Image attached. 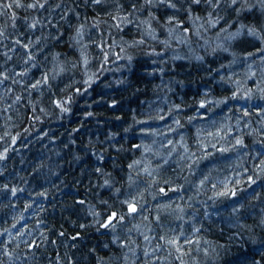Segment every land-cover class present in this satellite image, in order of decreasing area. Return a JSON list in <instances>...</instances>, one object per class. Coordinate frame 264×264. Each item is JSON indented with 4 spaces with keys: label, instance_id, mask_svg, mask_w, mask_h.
Segmentation results:
<instances>
[{
    "label": "snow or ice",
    "instance_id": "1",
    "mask_svg": "<svg viewBox=\"0 0 264 264\" xmlns=\"http://www.w3.org/2000/svg\"><path fill=\"white\" fill-rule=\"evenodd\" d=\"M86 9H91L92 14L84 11ZM93 33L96 34V39H93ZM129 33L134 34L126 39ZM209 33L214 35V40L209 38ZM193 37L203 41L200 45L203 55L192 47ZM245 42L252 50L245 49L238 54L234 47ZM62 44L66 46V50L56 51ZM185 44L189 46L192 56L180 57L174 53L171 59L191 58L204 62L206 55L216 56L223 52L229 53L232 59L227 66L221 64V69H231L237 63L245 66L242 77L236 78L235 72L219 76L221 85H231V88H225L230 95L221 94L219 99L210 101L206 93L204 98L197 101L198 107L193 108L196 115L187 116V121L192 123L197 116H206L209 104L224 105L229 112H232L230 102L239 104L244 101L247 106L240 105L243 115L236 118L235 126L221 122L219 127H215V131L197 127L195 149L181 131L184 128L179 118L181 104H173L167 109L172 122L166 124V130L163 131L152 126V122L156 120L165 121L163 108L156 109L155 116L145 113L143 119L134 117L135 124L141 125L139 131L145 137L159 136L163 139L152 140L151 143L144 138L139 143L130 142V150H135L139 155L131 158L126 166L117 167L126 150L116 139L119 133L111 132L106 140L108 149L116 153L113 171L104 167V150H95L93 143L89 141L85 152L96 156L94 174L102 178V183H98L97 187L114 192L115 199L124 197L120 200L119 208L115 207L111 197L107 200L101 197L99 205L84 198L77 201L83 206L84 212L90 214L91 223L97 226V231L103 229L111 233L112 241L119 248L118 254L114 253L107 259L99 257L98 264H136L140 258L137 255L140 245L132 238L133 231L142 235L145 241L142 252L144 264H163L164 259L172 257L173 251L176 253L175 259L180 264H185L184 257L193 249H186L184 245L193 244L197 245L195 251H202L204 257L215 260L216 264H221L222 256L227 255L231 246H238L241 254L228 264H264V209L252 225L243 223L246 204L237 198L240 189L235 186L240 181L234 182L228 177L217 179L213 175L218 171L215 154L219 152L223 155L233 151L237 154V161L243 156H249L255 170L264 173V104H249L257 99L264 101V0H0V105L11 111L14 106L27 100L25 107L31 106L32 121H40L42 115L50 114V110L42 106L45 89L50 94L53 110H59V118H63L64 114L73 112V104L78 96L86 95L93 89V85L100 79L99 73L105 71V65L114 62L113 56L116 60H124L125 66L131 71L138 54L162 59L174 45ZM90 45H95L100 50L95 69L90 67ZM152 63L156 64L157 60L152 59ZM77 69L82 70L79 80L67 76ZM159 71L163 74L164 69L160 68ZM152 75H155V70ZM65 79L68 82L64 83L62 89L59 88V84ZM116 83L123 84L125 81L121 79ZM33 93H38V98H34ZM108 104L109 107L116 108L118 101L111 99ZM253 112L259 127H254L251 119H244L251 117ZM84 115L92 117L94 113L85 111ZM227 119L230 120L231 117ZM212 123L215 125L216 121ZM245 125L247 132L244 131ZM28 130L24 129L25 132ZM124 131L130 132L131 128H125ZM169 133L173 135L170 137ZM5 135H10L11 140L0 149V178L5 181L0 183V197L7 200L6 206L14 210L22 200L24 207L18 216H12L11 227L0 228V237L5 238L0 239V264H17L18 254L15 249L23 244L25 252L22 255L27 257L34 255L28 249L39 247L38 242L31 239L32 233L25 216L36 202L31 199L32 192L26 187L29 181L24 176L19 177V184L8 178L11 174L8 173L6 162L10 159V149L14 150L12 146L17 143L20 133ZM248 135L255 137L251 151L249 144L245 142ZM206 137L212 139L207 140ZM3 141L5 136L0 135V142ZM75 158L82 159L79 154ZM205 161L207 163L201 167ZM44 166L43 160L33 166V179L39 177ZM240 167L244 172L250 171L243 165ZM168 170L174 171L175 176L164 178L163 173ZM120 171L124 172V176L117 179L114 173ZM181 179L183 183L179 182ZM247 179L252 184L256 183L253 175H248ZM118 183L120 187L116 186ZM22 184L25 186H21ZM125 186L127 191H123ZM208 190L212 191L209 199L213 202L221 197L236 198L230 206L228 217L241 231L234 232L226 244L208 243L205 247L199 246V238L195 234L200 233L201 228L195 227V211L191 213L192 238L186 235L182 226L179 231L169 228L158 235L151 234L154 231L153 224L164 227L162 215L186 221L190 215L186 209H194L196 202L205 204V201H197V198ZM188 191L192 195H181ZM169 193L174 194L175 198ZM36 195L46 198L48 191L44 189L36 192ZM251 195L252 199H259L258 193L253 192ZM148 196L155 202L154 219L150 218L152 210L146 207ZM177 199L181 203H177ZM185 200L187 203H184ZM39 210L44 209L40 207ZM204 215H208L207 211ZM138 216L141 223L134 224L127 229L126 235L121 236L118 229L125 227L129 219L135 220ZM37 223L42 221L38 220ZM87 226L80 225L81 228ZM60 235L63 236L64 233L61 232ZM81 235L78 232L72 239ZM164 250L167 251V257L162 258L159 252ZM2 257H7V262ZM73 264L77 262L73 261Z\"/></svg>",
    "mask_w": 264,
    "mask_h": 264
},
{
    "label": "trees",
    "instance_id": "2",
    "mask_svg": "<svg viewBox=\"0 0 264 264\" xmlns=\"http://www.w3.org/2000/svg\"><path fill=\"white\" fill-rule=\"evenodd\" d=\"M92 14L91 9L84 10ZM106 29V26H105ZM115 35V29H113ZM134 33H129L125 38H130ZM209 38L215 39L214 35L209 33ZM107 39V36H105ZM119 39V36H116ZM93 39H96V34L93 33ZM203 41L193 37L192 47L200 54H204L200 45ZM161 47L162 46H158ZM252 49L248 43H242L234 47V50L239 54L243 50ZM56 51H65L66 46L60 45ZM100 50L95 45H90L89 54L92 58L90 67L95 69L99 61ZM178 54L180 57H191L189 46L174 45V48L168 50L163 58L148 57L143 54H138L137 61L132 65L131 71L125 66L124 60H116L112 57L114 62L105 65V71L99 73L100 79L93 85V89L88 94L78 96L73 104V112L71 114H64L63 118H59V110H53V106L49 99V92L45 89L42 106L50 110V114L42 115L40 121L31 120L30 107L27 108V100L20 105L14 106L11 111H8L0 105V135L5 136V141L0 142V149L5 146V143H10L11 136L5 135L10 133L15 135L20 133V138L17 143L12 146L14 150L10 149V159L6 162L8 177L14 183H21L19 177L24 176L29 182L26 187L32 192L31 199L35 200L32 208L25 213L28 223V229L32 233L31 239L38 242L39 247L35 249H28V252L34 255L25 257L22 255L25 252V246L22 244L15 249L18 254L17 264H98V258L104 257L107 259L114 253L118 254L119 248L112 241L111 233L101 229L97 231V226L91 223L90 214L84 212L83 206H80L77 201L84 198L93 204L99 205V200L112 198L116 208L120 207V200L115 199L114 192H108L105 189H99L98 183H102V178H98L94 174L93 166L97 164L96 156L91 153H86L85 149L91 141L95 150H104L106 160L103 162L104 167L108 171H113V158L116 153L108 149L106 137L111 132L119 133L116 137L120 141L123 148L126 150L120 159L117 167L126 166L131 158H136L139 153L135 150H130V142L139 143L142 138L147 139L148 143L152 140H162L163 137L148 136L145 137L139 129L141 125L135 124L134 117L143 119L145 113L156 115V109L163 108L162 113L165 116V121L156 120L152 122V126L160 130H166V124H171L172 117L168 115L167 109L171 108L173 104H181L182 110L179 113V118L184 124L181 130L188 138V143L195 149L196 146V128L202 127L206 131H215V127H219L221 122L230 123L235 126L236 118L242 116L240 105H244V101L239 104L231 103L229 107L232 112H229L224 105L213 106L208 105L207 115L204 117L197 116V119L192 123L187 121V116L196 115L193 108L198 107L197 101L204 98L207 93V99L212 101L219 99L221 94L230 95L225 88H231V85H221L219 76L226 72H235L236 78L244 75L245 66L237 63L228 69L220 68L221 64L228 65L229 60L232 59L229 53H219L216 56L206 55L204 62H197L194 59H176L171 57L173 54ZM76 58V57H74ZM152 59H156L157 63L153 64ZM163 68V74L159 69ZM155 70V75H152ZM37 77L39 73H36ZM82 75V70L77 69L74 73L70 72L67 76H71L74 80H79ZM123 79L125 83L117 84L118 80ZM67 79L59 84V88H63ZM251 84V81H248ZM2 91V89H0ZM27 96V94H25ZM38 93H33L34 98H38ZM111 99L118 101L116 108L109 107L108 102ZM249 104L256 106L264 104L262 100H253ZM85 111L93 112L92 117H86ZM203 112L204 110H200ZM251 111V109H250ZM175 115V113H173ZM11 116V119L8 117ZM117 117H120L117 119ZM231 117L230 120L227 118ZM245 120L251 119L254 127L260 125L256 123L257 117L255 112L251 117H244ZM213 121L216 124L213 125ZM31 122V127H29ZM29 129L27 132L24 129ZM125 128H131L130 132H125ZM78 129V131H76ZM244 131L248 128L245 125ZM44 133H47L45 136ZM234 134H236L234 132ZM170 137L173 135L168 134ZM204 138V137H202ZM211 140V137H206ZM255 137L248 135L245 137V142L249 144V150H252V144ZM75 140V143L72 141ZM67 145V147H65ZM158 147V145H157ZM166 150V149H165ZM79 154L82 159H76ZM254 155V151H253ZM218 171L213 175L217 179L228 177L234 182L239 180L240 183L235 185L240 189L237 193V198L246 204L243 210L242 222L252 225L255 220L259 218L261 210L264 209V173H259L255 170L252 159L249 156H243L237 161V154L235 151L231 153L219 152L214 157ZM44 161V168L40 170V175L37 179H33L31 172L33 166L38 161ZM207 161L201 164L204 167ZM59 165V167H57ZM243 165L250 169L249 172H244ZM52 169L50 172L49 169ZM176 169L175 165H172ZM178 171V169H176ZM187 174L186 172L184 173ZM199 174V173H198ZM117 179L124 176V172L114 173ZM248 175H253L256 183L252 184L248 181ZM164 178L168 176H175L172 170L163 173ZM91 181V183H90ZM5 182L0 178V183ZM183 183L181 179L179 181ZM215 182V181H214ZM25 186V185H21ZM120 187L118 183L116 185ZM47 189L48 196H37L36 192ZM127 191V188L123 189ZM258 193L259 199H252V193ZM175 198L174 194L169 193ZM181 195L190 196V191L181 193ZM212 196V191L208 190L197 198V201H205V204L195 203V208H187L186 211L190 214L186 221H177L174 217L163 216L162 222L164 227H157L152 225L154 231L152 235H158L163 231L171 229L183 231L190 238L193 237V220L191 213L196 212L195 227H200V233H196L195 237L199 238V246L205 247L208 243L213 245H223L229 240V237L234 232L241 231L240 228L235 227L229 220L228 211L234 199L231 196L218 198L215 202L209 199ZM27 199V195L24 194ZM147 208L152 210L151 219H154L155 202L152 201L151 196L147 197ZM177 203H181L178 199ZM7 200L0 197V228L11 227L12 216H18L23 209V200L17 203L16 209L6 206ZM187 203V200L184 201ZM43 207V211H40ZM207 211L208 215L204 213ZM147 214V213H146ZM42 223H37V221ZM23 223V222H22ZM141 223V218L138 216L135 220L129 219L125 227L119 228L118 231L121 236L127 234V229L134 224ZM88 225L81 228L80 225ZM144 230L143 228L141 229ZM64 235L61 236L60 233ZM82 233L81 236L75 240L72 238L76 233ZM259 232V229H257ZM132 238L136 239L140 245V250L137 255L136 264H144L142 252L145 248V241L143 236L133 231ZM0 239H5L0 237ZM236 239H239L237 237ZM153 245L155 241L152 242ZM108 245V247H105ZM14 247V245H13ZM187 249H193L189 255L184 257L185 264H216L215 260H210L204 257L203 252L195 251L197 245H184ZM94 250V251H93ZM245 251L247 248L244 249ZM241 254V249L238 246H231L227 255L222 256L221 264H228L229 261L235 259L237 255ZM159 255L162 258L167 257V251H160ZM176 253L170 258L164 259L163 264H180L179 260L175 259ZM59 257V259H58ZM7 262V257H2ZM159 264V262H155Z\"/></svg>",
    "mask_w": 264,
    "mask_h": 264
}]
</instances>
